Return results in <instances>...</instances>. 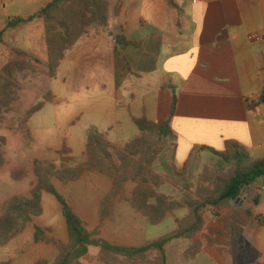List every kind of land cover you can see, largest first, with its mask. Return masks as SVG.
Listing matches in <instances>:
<instances>
[{
    "label": "crops",
    "instance_id": "0c3cea01",
    "mask_svg": "<svg viewBox=\"0 0 264 264\" xmlns=\"http://www.w3.org/2000/svg\"><path fill=\"white\" fill-rule=\"evenodd\" d=\"M53 1L0 0V32L10 20L32 16ZM107 1V24L89 27L65 53L55 77L67 62L69 82L85 94L83 102L93 116V129L77 152L69 146L66 153H61L64 146L45 160L57 169L86 165L88 140L94 132L112 146L123 148L142 135L135 119L161 123L169 118L175 95L173 135L154 165V170L169 181L160 193L181 200L184 194L194 192L204 167H212L220 158L212 151L224 152L230 141L240 144L252 159H263L264 43L251 42L249 36L264 37V0ZM37 30L44 32L39 40L44 47L45 25L41 20L12 33L15 46L32 57V51L21 47L22 34ZM121 36L129 42L127 47L118 42ZM253 96L260 102L250 107L246 101ZM37 113L27 122L28 129ZM126 133L134 134L133 139L122 140ZM27 178L29 174L16 180L21 183ZM33 181L30 179L28 189L16 190L9 198L30 194ZM52 184L86 229L90 233L99 231L95 240L117 247L139 248L155 242L175 232L177 220L190 213L188 209L176 211L174 217L168 216L154 226L119 194L109 217L101 223L100 208L113 190L112 178L86 172L79 181ZM135 187L128 181L122 192L130 198ZM259 194L258 205L245 191L231 205L264 218V183ZM50 196L42 191V214L30 224L34 229L41 228L45 238L36 240L35 229L31 244L44 261L53 264L60 254L55 242L68 244L69 234L62 207ZM225 215V211L207 208L205 226L196 235L202 252L188 261L184 254L192 241L174 240L167 247V264H264V224L257 226L251 219L244 227V246L236 262L230 252L231 239L226 235ZM173 249L176 253L172 255ZM43 250H50V254ZM99 255L100 248L92 246L82 263L104 264Z\"/></svg>",
    "mask_w": 264,
    "mask_h": 264
},
{
    "label": "trees",
    "instance_id": "16d2710c",
    "mask_svg": "<svg viewBox=\"0 0 264 264\" xmlns=\"http://www.w3.org/2000/svg\"><path fill=\"white\" fill-rule=\"evenodd\" d=\"M66 2L68 4L65 6ZM170 3H172L171 0ZM107 11L106 0H54L32 16L10 20L6 28L0 32V45L9 44L12 33L18 28L42 20L46 24L47 31L48 73L49 77L54 79L65 53L83 34L87 33L88 27L97 21L102 25L107 24ZM118 42L123 47L129 45L123 36L118 38ZM50 95V98L29 110L26 121L41 111L46 103L54 101V95L52 93ZM176 106L177 96L175 95L170 116L161 123H155L146 118L135 119L134 122L142 135L123 148L112 146L98 132L92 133L87 145L86 165L65 169L55 168L56 179L64 185L79 181L86 172H100L113 179V190L100 208L101 223L109 217L114 199L121 194L122 199L128 201L154 226L163 223L168 216L174 217L176 211L188 209L189 216L177 220L178 228L175 232L139 248L117 247L105 240H95L94 236L98 235L99 231L90 233L65 197L54 184L48 182L44 183L43 188L32 189L30 199L26 200L22 196H14L10 199L5 215L0 218V238L2 234L5 235L3 241L0 239V245L12 241L17 237L19 229L23 230L27 224L32 223L34 217L42 214L41 193L46 191L60 203L69 234L68 244L55 242L60 254L53 264H83L82 260L89 254L92 246L100 248L99 259L104 264H167V247L177 239L192 241L184 256L186 260L193 261L202 252V243L196 239V235L205 226L204 211L207 208L226 212V235L231 239L230 252L237 262L244 246V227L251 219H254L255 225H263L264 218L254 217L250 211L243 212L235 209L231 202L234 196L239 197L245 191L255 205L259 204V193L264 183V158L254 160L240 144L227 142L224 152H212L226 163L237 162L234 170L228 174L218 175L211 170V167L205 166L198 176L196 190L185 194L180 201L160 193L159 190L169 181L167 177L154 170V165L173 135L172 120ZM67 151L64 147L61 153ZM117 165H121V168L132 167V171L128 176H118ZM0 166L2 167L1 163ZM124 173L127 171L124 170ZM26 175L25 171L13 172V177L17 180L25 178ZM128 181L136 184L130 198L122 192L125 182ZM206 183L216 187V192L202 193L200 188ZM35 229V239L44 240L43 230L37 226Z\"/></svg>",
    "mask_w": 264,
    "mask_h": 264
},
{
    "label": "rangeland",
    "instance_id": "374dc122",
    "mask_svg": "<svg viewBox=\"0 0 264 264\" xmlns=\"http://www.w3.org/2000/svg\"><path fill=\"white\" fill-rule=\"evenodd\" d=\"M106 2L108 4L107 0ZM67 4L68 2L65 6ZM95 23L101 24L97 21L90 27ZM44 25V47L39 44L44 34L42 30L34 31L27 36L22 34L21 47L32 51L33 57L21 52L20 47L15 46L12 41V36L9 44L0 45V163L2 164V167L0 166V218L6 213L11 199L9 196H12L16 190L28 189L30 179L34 180L33 189L43 188L44 183L48 182L59 183L55 177L56 166L54 167L45 158H50L64 146H70L77 152L84 145L82 140L85 141V136L93 129L91 127L93 116L87 113L83 102L86 99L85 94L78 92L75 85L69 82L67 62L58 78L52 80L49 77L47 31L46 24ZM27 32L28 29H25L24 33ZM51 93L55 96V100L52 103H46L44 109L30 121L28 129L26 127L27 113L38 103L50 98ZM113 135L118 134L113 133ZM133 137L134 134L126 133L122 134L121 139L128 142ZM236 166L237 162L226 163L219 158L214 162L211 170L218 175H224L230 173ZM14 170L25 171L30 178L20 183L12 175ZM124 170L127 173H124ZM116 171L119 173L118 176H128L132 167L121 168V165H117ZM196 188L197 185L194 191ZM200 190L202 193H214L217 189L206 183ZM22 197L27 200L31 198V195L26 194ZM50 197L59 205L54 197ZM165 231L168 232V228ZM34 232L33 225L29 223L23 230H18L19 235L17 234L12 241L5 245L1 244L0 264H48V261H44L31 244L34 240ZM0 239L3 241L5 235L2 234ZM44 253L49 255L50 250ZM171 253L175 254L176 249H173ZM12 255L16 257L13 259Z\"/></svg>",
    "mask_w": 264,
    "mask_h": 264
},
{
    "label": "built area",
    "instance_id": "2783aa9c",
    "mask_svg": "<svg viewBox=\"0 0 264 264\" xmlns=\"http://www.w3.org/2000/svg\"><path fill=\"white\" fill-rule=\"evenodd\" d=\"M249 40L251 42H255V43H264V37L257 36V35H251V36H249ZM246 102H247L248 106L254 107L260 101H259V98L257 96H253V97L248 98Z\"/></svg>",
    "mask_w": 264,
    "mask_h": 264
},
{
    "label": "water",
    "instance_id": "95a60500",
    "mask_svg": "<svg viewBox=\"0 0 264 264\" xmlns=\"http://www.w3.org/2000/svg\"><path fill=\"white\" fill-rule=\"evenodd\" d=\"M237 198H238L237 196H234V197H233V201H236V200H237Z\"/></svg>",
    "mask_w": 264,
    "mask_h": 264
}]
</instances>
